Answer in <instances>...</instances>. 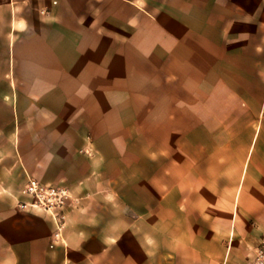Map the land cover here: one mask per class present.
Wrapping results in <instances>:
<instances>
[{"label":"crops","instance_id":"1","mask_svg":"<svg viewBox=\"0 0 264 264\" xmlns=\"http://www.w3.org/2000/svg\"><path fill=\"white\" fill-rule=\"evenodd\" d=\"M29 178L69 191L59 239ZM263 238L264 0H0V264H252Z\"/></svg>","mask_w":264,"mask_h":264},{"label":"built area","instance_id":"2","mask_svg":"<svg viewBox=\"0 0 264 264\" xmlns=\"http://www.w3.org/2000/svg\"><path fill=\"white\" fill-rule=\"evenodd\" d=\"M23 191L28 200L18 203V208L49 215L56 225L53 239H59L65 221L64 209L71 201L68 189L62 185H47L29 178ZM252 264H264V238L255 250Z\"/></svg>","mask_w":264,"mask_h":264},{"label":"rangeland","instance_id":"3","mask_svg":"<svg viewBox=\"0 0 264 264\" xmlns=\"http://www.w3.org/2000/svg\"><path fill=\"white\" fill-rule=\"evenodd\" d=\"M119 69H121V68H119V67H116V65H113V66H109V67H106V68H103V74H111L110 72H112L113 74L115 73V71H118ZM123 69H125V68H123ZM126 69H127V67H126ZM125 69V70H126ZM128 71H133V72H135V74H136V72L138 71H141V68H137V67H128V69H127ZM168 70V69H167Z\"/></svg>","mask_w":264,"mask_h":264}]
</instances>
